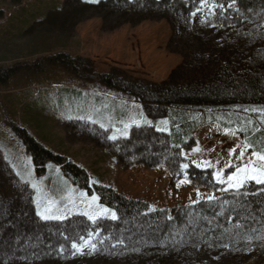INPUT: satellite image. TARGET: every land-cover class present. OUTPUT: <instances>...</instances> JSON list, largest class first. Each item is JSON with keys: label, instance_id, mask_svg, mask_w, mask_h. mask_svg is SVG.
I'll return each mask as SVG.
<instances>
[{"label": "rangeland", "instance_id": "1", "mask_svg": "<svg viewBox=\"0 0 264 264\" xmlns=\"http://www.w3.org/2000/svg\"><path fill=\"white\" fill-rule=\"evenodd\" d=\"M65 1L0 0V69L18 66L12 77L0 83L1 195L6 191L11 199L23 200L31 194L35 214L41 219L47 216L45 220H63L77 214L93 225L99 219H113V213L116 218L114 209L102 204L99 198L89 207L91 197L98 196L73 184L58 166L48 163L45 173L37 175L12 124L24 127L42 145L83 167L91 184L109 186L125 197L145 201L150 211L164 212L167 217L183 206L207 201L209 196L217 199L256 183L246 181L240 189L230 188L227 183L228 176L249 160L262 163L251 155L255 151L249 149L239 125L232 129L217 123L198 127L192 132L191 141L179 149L177 160H165L164 155L156 159L154 155L156 160L144 165L132 156L119 159L115 143L146 126L164 130L165 120L146 115L139 101L96 80H82L61 66L40 60L64 52L92 60L94 71L99 74L116 67L133 76L160 82L182 60L181 54L171 52L170 47L184 55L207 50L215 55L234 48L238 33L245 31L244 40L249 41L250 49L261 48L264 53V40L257 36L262 30L258 22L244 20L240 27L213 22L215 5L211 0H203L189 14V31L179 33L173 42L165 19L121 23L115 20L116 12L110 11L105 19L104 11H84L76 0ZM35 61L42 63L39 73L27 66ZM243 115L262 127L261 110ZM216 116L224 120L219 113ZM241 150L245 151L244 157L238 155ZM170 160L174 165L177 162L178 173L170 170ZM217 173L223 182L217 180ZM190 174L196 180L203 178L211 187L191 183ZM102 209L109 211L102 213ZM89 214L95 218L90 219ZM14 232L15 235L8 234L12 242L0 237V264L130 263L127 252L105 251L94 244L99 231H90L76 242L71 235L65 236L49 252L36 248L21 253L16 250L18 244L33 234L29 232L26 237L24 232ZM27 241L35 243L32 239ZM73 243L79 251L72 247ZM231 244L199 241L191 261L264 264V252L249 239ZM25 245L20 248L29 244ZM181 246L184 251L185 245Z\"/></svg>", "mask_w": 264, "mask_h": 264}, {"label": "trees", "instance_id": "2", "mask_svg": "<svg viewBox=\"0 0 264 264\" xmlns=\"http://www.w3.org/2000/svg\"><path fill=\"white\" fill-rule=\"evenodd\" d=\"M201 1L76 0L84 11H104L105 19L111 13H118L116 22L136 24L143 20L165 19L170 25L173 42L179 33L189 31V14ZM211 1L215 5L213 22L240 27L244 20L256 21L262 29L257 36L264 40V0ZM61 12L70 15L63 9ZM245 36V31L239 32L234 48L215 55L212 50L184 55L179 49L170 47L171 52L181 54L182 60L160 82L133 76L116 67L99 74L94 71L92 60L64 52L40 61L61 66L82 80H96L139 101L146 115L165 120L167 128L164 130L146 126L115 143L117 157L121 160L132 156L144 165L153 163L162 155L165 160L171 157L177 160L179 149L191 141L192 132L207 123H217L227 129L239 125L241 136L251 145L250 150L264 154V111L260 115L261 128L243 115V112L253 114L264 110V53L261 48L250 49ZM40 61L27 66L39 73L42 70ZM17 67L0 69V83L12 77ZM217 113L224 120L219 119ZM12 127L37 175L45 173L48 163L54 164L73 184L95 193L102 204L116 212L115 219H99L93 225L77 214L63 220H45L35 214L31 194L28 193L23 200H16L11 199L6 191L4 195L0 193L2 240L12 242L8 234L15 235L14 231L24 232L26 237L29 232L33 234L18 244V253L36 248L49 252L54 249V243H61L65 236L71 235L72 241L76 242L90 231H99V237L94 241L96 246L105 251L127 252L131 256L129 264H194L191 254L199 241L213 245L233 242V245L237 240L249 239L251 244L259 246L260 252H264V185L251 182L235 194L183 206L167 217L164 212L150 211L145 201L125 197L109 186L91 184L83 167L42 145L24 127L14 124ZM170 161V170L178 173L177 162L175 166L174 161ZM202 179L196 180L190 174L191 183L211 187ZM28 239L35 243H29ZM38 242L40 246H37ZM25 244L29 245L20 248ZM181 245L186 246L184 251L180 250Z\"/></svg>", "mask_w": 264, "mask_h": 264}, {"label": "snow or ice", "instance_id": "3", "mask_svg": "<svg viewBox=\"0 0 264 264\" xmlns=\"http://www.w3.org/2000/svg\"><path fill=\"white\" fill-rule=\"evenodd\" d=\"M252 111H256V110L253 109ZM261 111H264V110H261ZM110 138L115 139V137H110ZM248 147H251V145H249ZM232 151H235V150H232ZM238 155L240 157H244L245 151L241 150L238 153ZM251 155L256 157V161H259L262 163H255L254 161L249 160L248 163H246L243 167H237L235 173L231 176H228L227 178V183L230 188L240 189L244 185V183L249 180L255 181L257 184L264 185V154L253 152L251 153ZM187 166L188 165H184L185 168ZM217 180H220L221 182H223V180L221 179L220 173H217ZM181 183H183V181ZM33 187H35V185H33ZM81 195L83 196L84 194L82 193ZM207 199L214 200L215 197L209 196ZM97 200H98V197L92 196L91 202L89 203V207H91V204ZM45 211L47 212L49 211V209H45ZM101 211L102 213H107L109 210L102 209ZM112 215H113V219H115V214L113 213ZM44 218L47 219L48 217L44 216ZM89 218L94 219L95 217L89 214ZM72 247L76 248L77 251L80 250L75 243H73Z\"/></svg>", "mask_w": 264, "mask_h": 264}]
</instances>
